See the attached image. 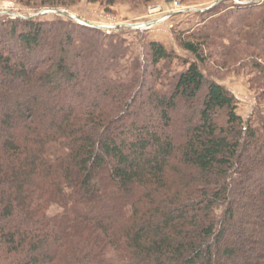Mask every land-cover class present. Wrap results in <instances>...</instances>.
Listing matches in <instances>:
<instances>
[{"label":"trees","instance_id":"1","mask_svg":"<svg viewBox=\"0 0 264 264\" xmlns=\"http://www.w3.org/2000/svg\"><path fill=\"white\" fill-rule=\"evenodd\" d=\"M210 21L163 88L161 43L0 19V264H264V116L204 73L247 50L264 101V3Z\"/></svg>","mask_w":264,"mask_h":264},{"label":"rangeland","instance_id":"2","mask_svg":"<svg viewBox=\"0 0 264 264\" xmlns=\"http://www.w3.org/2000/svg\"><path fill=\"white\" fill-rule=\"evenodd\" d=\"M46 1L48 0H0V19L56 20L58 18V14L54 12L56 10L47 8L43 4ZM109 1L67 0V5L60 6L59 10L75 17L76 20L72 21L79 25L95 29H97L95 26L113 27L105 31L121 35L128 44H131L128 56L130 59L143 55V48L149 42L161 43L168 51L174 52L176 58L171 64L162 62L160 65L162 74L166 77L162 80L163 88L171 83L175 75L183 71L181 60H193L192 55L182 48L181 37H190L192 33H197L206 27L213 17L224 19L232 6L264 3V0H156L150 3L143 0H116L114 4H109ZM216 5L217 8L221 7L220 12L210 13L216 9ZM165 15H171L170 19L151 29L138 31L133 28L135 25L157 20ZM225 43L228 44L227 41ZM246 52L247 50H240L229 57L214 53L204 67V73L235 95L238 113L245 121L258 125L260 117L264 116V101L261 102L258 98L260 91L256 82L257 71L246 66L247 61L251 59L250 57L246 59ZM260 108L262 110L259 114ZM223 210V207L216 209V219L221 217ZM251 225L254 228L259 224L255 220ZM251 228L249 226L248 230ZM248 245L257 249L255 243L248 242ZM238 261L239 264L244 263L246 257H241Z\"/></svg>","mask_w":264,"mask_h":264},{"label":"built area","instance_id":"3","mask_svg":"<svg viewBox=\"0 0 264 264\" xmlns=\"http://www.w3.org/2000/svg\"><path fill=\"white\" fill-rule=\"evenodd\" d=\"M170 17H171V15H165L164 17L159 18L157 20H152V21H148L146 23H142V24L135 25V26H133V28H135L137 30H141V29H151L154 26H156L157 24H159V23H161L163 21H166V20L170 19Z\"/></svg>","mask_w":264,"mask_h":264},{"label":"water","instance_id":"4","mask_svg":"<svg viewBox=\"0 0 264 264\" xmlns=\"http://www.w3.org/2000/svg\"><path fill=\"white\" fill-rule=\"evenodd\" d=\"M56 14L60 15V16H63V17H67V18H70V19H73V20H76L75 17H72L68 14H66L64 11H61V10H56L54 11ZM94 27V26H93ZM96 28L98 29H103V30H107V29H113V27H105V26H95Z\"/></svg>","mask_w":264,"mask_h":264}]
</instances>
